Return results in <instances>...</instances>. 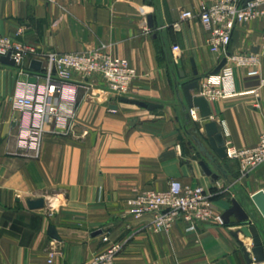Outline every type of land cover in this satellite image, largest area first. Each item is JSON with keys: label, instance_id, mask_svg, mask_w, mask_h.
<instances>
[{"label": "crops", "instance_id": "crops-1", "mask_svg": "<svg viewBox=\"0 0 264 264\" xmlns=\"http://www.w3.org/2000/svg\"><path fill=\"white\" fill-rule=\"evenodd\" d=\"M214 1L0 0V34L60 52L105 42L137 70L128 97L162 104L149 110L82 87L70 131L47 135L42 155L27 157L17 149L20 112L12 95L18 79L35 77L1 62L0 264H83L115 242L122 244L117 260L123 264H248L232 234L241 228L234 221L209 220L195 230L178 221L166 231L153 226L152 214L122 217L130 198L148 189L165 190L171 180L204 186L222 214L237 199L264 245V215L252 199L264 191V164L244 175L239 161L227 156L218 161L223 169L216 168L189 133L210 148L204 124L214 120L226 143L256 145L264 131V85L247 74L248 68L236 66V88L246 93L210 100L211 117L202 118L197 108V119L189 123L178 96L187 104L182 85L196 78L192 60L201 85L223 59L209 49V31L197 16ZM185 10L196 16L182 19ZM150 14L153 28L147 24ZM20 24H26V32L16 37ZM230 51L258 54L264 77V17L238 25ZM201 160L217 179L204 171ZM41 197L44 207L28 206V199ZM51 227L58 238L50 235ZM106 233L109 242L102 239ZM240 239L253 257L252 238L240 234Z\"/></svg>", "mask_w": 264, "mask_h": 264}, {"label": "built area", "instance_id": "built-area-1", "mask_svg": "<svg viewBox=\"0 0 264 264\" xmlns=\"http://www.w3.org/2000/svg\"><path fill=\"white\" fill-rule=\"evenodd\" d=\"M195 16L191 10L181 13L182 19ZM197 16L209 31V49L227 59L217 74L208 75L202 82L200 94L210 101L246 93L236 88V66L248 68L247 74L259 78L260 84L264 85L259 69L260 56L254 52L233 54L230 51L235 28L264 17V0H215L203 5ZM25 32L26 24H20L15 36H22ZM173 50L180 51V47L174 45ZM6 55L15 60L14 65L22 74L35 77L34 80L18 79L12 95L13 107L20 112L17 149L31 158L42 155L47 135L70 131L75 122L82 87L98 89L99 93L128 96L138 75L130 61L112 54L105 42L86 51L60 52L40 49L0 34V58ZM33 60L41 61L40 70L30 69ZM251 92L258 95L257 90ZM197 110L194 107L189 111L193 119H197ZM226 147L228 157L239 161L244 175L264 164V131L254 146L237 148L227 142ZM145 214L154 216L153 226L156 229L166 231L178 221L192 230L209 220L223 223L213 193L202 185L183 184L180 180H171L165 190L148 189L130 198L122 217L138 218ZM102 239L109 242L110 235L106 233ZM121 250L122 244L112 243L83 264H123L117 260Z\"/></svg>", "mask_w": 264, "mask_h": 264}, {"label": "water", "instance_id": "water-1", "mask_svg": "<svg viewBox=\"0 0 264 264\" xmlns=\"http://www.w3.org/2000/svg\"><path fill=\"white\" fill-rule=\"evenodd\" d=\"M148 27H154V18L153 15L148 16ZM0 61L5 64L14 65L15 60L10 57V55L2 56ZM227 59L223 58L219 64L210 72V74H217L223 66L226 64ZM42 66L41 61L33 60L31 62V68L35 70H40ZM192 66L194 67V78L191 81H188L182 85L184 95L187 101V104L182 100L180 93L178 92V96L181 100L182 109L185 113V116L188 120V123L192 120L189 108H198L200 111V115L202 118H208L212 115V110L210 107L209 101L205 98V96L201 94H194L192 90L197 92L200 91V85L198 80V70L196 69V64L194 60H192ZM181 77H185V73L181 71ZM121 100L124 102H130L136 104L138 106L147 108L149 110H154L156 108L162 107V104L159 103H148L143 100H139L136 98H131L128 96L121 97ZM116 106H113L115 108ZM205 132L208 137V144L210 148L204 143L203 140L192 130H189V133L192 135L193 140L197 144L201 154L204 158L213 164L216 168L223 169L222 164L219 161L220 158H226L227 147L224 138L223 132L220 130L219 125L216 121L210 120L204 124ZM205 160L200 161V165L203 167L204 171L211 175L213 178L217 179L218 174L212 172L210 169L208 162ZM252 199L260 212L264 215V191L260 190L252 196ZM28 206L31 209L42 208L45 205L44 198H36V199H28ZM223 222L226 224H231L233 221L237 224L241 225L236 231H233L232 234L235 238H237L242 244V251L244 253V257L248 264H262L264 262V245L262 238L260 236L259 228L256 224L252 223V218L249 212L242 206V204L237 200H232V206L223 212L222 214ZM240 234H243L246 238H252L253 247L251 251L253 253V257L251 256L250 250L248 249L246 243L240 239ZM50 235L54 238H58V234L54 227L50 228Z\"/></svg>", "mask_w": 264, "mask_h": 264}]
</instances>
